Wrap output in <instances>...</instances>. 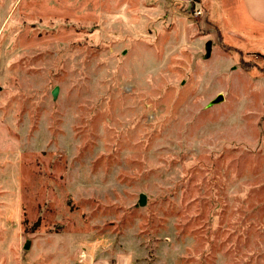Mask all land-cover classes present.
I'll return each mask as SVG.
<instances>
[{
    "label": "rangeland",
    "instance_id": "374dc122",
    "mask_svg": "<svg viewBox=\"0 0 264 264\" xmlns=\"http://www.w3.org/2000/svg\"><path fill=\"white\" fill-rule=\"evenodd\" d=\"M233 4L0 0V264H264V28Z\"/></svg>",
    "mask_w": 264,
    "mask_h": 264
},
{
    "label": "crops",
    "instance_id": "0c3cea01",
    "mask_svg": "<svg viewBox=\"0 0 264 264\" xmlns=\"http://www.w3.org/2000/svg\"><path fill=\"white\" fill-rule=\"evenodd\" d=\"M238 3L243 6L246 14L252 22L264 28V0H234V9ZM140 255V253L137 256L136 254L127 253L126 255L120 256L126 257L124 264H140L138 259V256ZM99 262L100 261L97 260L94 264H99Z\"/></svg>",
    "mask_w": 264,
    "mask_h": 264
},
{
    "label": "water",
    "instance_id": "95a60500",
    "mask_svg": "<svg viewBox=\"0 0 264 264\" xmlns=\"http://www.w3.org/2000/svg\"><path fill=\"white\" fill-rule=\"evenodd\" d=\"M211 50H212V42L209 41V42H207V44H206V54H207V57L210 56ZM57 92H58V89L56 88V89L53 91V97H54V98L57 96ZM222 100H223V96H222V95H219L218 97H216V99H214L213 101H211V102L209 103V106L214 105V104H218V103H220ZM145 203H146V201H145V195L142 194V195L140 196V202H139V204H140V206H144ZM29 247H30V243L28 242V243H26L24 249L27 250V249H29Z\"/></svg>",
    "mask_w": 264,
    "mask_h": 264
}]
</instances>
